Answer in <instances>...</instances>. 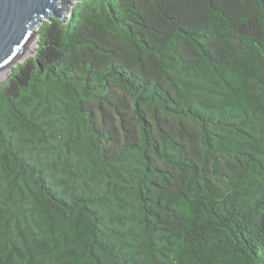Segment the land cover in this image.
<instances>
[{"label": "trees", "instance_id": "obj_1", "mask_svg": "<svg viewBox=\"0 0 264 264\" xmlns=\"http://www.w3.org/2000/svg\"><path fill=\"white\" fill-rule=\"evenodd\" d=\"M0 82V264H264V0H81Z\"/></svg>", "mask_w": 264, "mask_h": 264}, {"label": "water", "instance_id": "obj_2", "mask_svg": "<svg viewBox=\"0 0 264 264\" xmlns=\"http://www.w3.org/2000/svg\"><path fill=\"white\" fill-rule=\"evenodd\" d=\"M78 1L81 0H0V82L10 75L1 78L5 68L12 70L19 61L35 53L27 51L38 33L35 26L52 16L68 20L66 14L73 11Z\"/></svg>", "mask_w": 264, "mask_h": 264}, {"label": "rangeland", "instance_id": "obj_3", "mask_svg": "<svg viewBox=\"0 0 264 264\" xmlns=\"http://www.w3.org/2000/svg\"><path fill=\"white\" fill-rule=\"evenodd\" d=\"M66 15H70V13H67ZM44 20H45V19H44ZM44 20H43L42 22H40L39 25L35 26V30H36V31L38 30V28L40 27V25L44 22ZM34 37H35V38H34V42H33V44L31 45V47L28 49L29 54L33 52L34 48H35L36 45H37V41H38V39H39V33H36ZM7 71H8L7 73L2 74L1 78L6 77V76L11 72V67H9Z\"/></svg>", "mask_w": 264, "mask_h": 264}, {"label": "bare ground", "instance_id": "obj_4", "mask_svg": "<svg viewBox=\"0 0 264 264\" xmlns=\"http://www.w3.org/2000/svg\"><path fill=\"white\" fill-rule=\"evenodd\" d=\"M34 38H35V37H33V39H32V41H31V43H30L28 49H29V48L31 47V45L33 44V42H34ZM28 49H27V51H28ZM27 51H26V52H27ZM8 68H9V67L5 68V69L3 70V72H2V74L7 73V72H8V71H7Z\"/></svg>", "mask_w": 264, "mask_h": 264}]
</instances>
